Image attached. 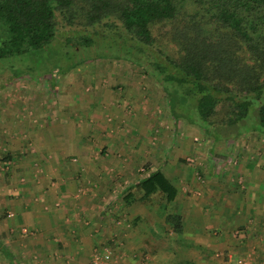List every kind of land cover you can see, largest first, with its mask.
<instances>
[{
    "label": "rangeland",
    "instance_id": "rangeland-1",
    "mask_svg": "<svg viewBox=\"0 0 264 264\" xmlns=\"http://www.w3.org/2000/svg\"><path fill=\"white\" fill-rule=\"evenodd\" d=\"M95 28L101 29L87 26L86 31ZM76 31L84 28L60 26L56 42L54 38L45 48L0 58V246H13L16 264H62L63 246L52 237L39 246L33 244L35 233L17 219L13 207L18 205L15 201L26 198L19 189L25 188L21 185L24 181L36 172L40 176L50 173L44 170L41 157L48 158L47 154L40 151L70 149L53 137L52 120L56 117L67 123L88 117L85 127L93 128L97 136L103 131L109 137L104 131L113 134L118 130L109 149L122 151H107L99 162L90 158L91 181L95 183L77 185L74 190L89 197V224L85 226L92 231L90 249L83 255L85 264H94L95 254L99 256L96 264H176L185 260L235 264L238 259L241 264H264V187L262 195L254 193L255 182L264 183V136L220 125L214 139L213 131L206 132L196 122L184 89L170 81L162 86L141 66L118 58L117 50L107 49L105 55L96 57L102 52L91 51V45H74ZM67 38L72 40L65 45ZM115 114L123 115L129 125H116ZM96 135L83 139L93 156L106 142ZM72 158L67 159V165L82 162L80 156ZM39 167L41 170H36ZM153 168L172 178L182 194L172 202L155 194L147 204L130 206L120 194L115 196ZM78 172L74 179L80 177ZM48 178L53 183L56 175ZM248 180L252 189L246 188ZM214 182L232 187L224 200L248 201L251 208L244 205L242 212L229 220H219L213 211L205 218L195 216L194 221L202 223L197 229L192 219L185 217L181 219L182 225L187 222L185 232L174 234L164 222L165 214H181L185 208L196 212L207 203L202 202V191ZM224 200L219 197L217 201ZM43 205L47 211L51 204ZM0 264H7L1 250Z\"/></svg>",
    "mask_w": 264,
    "mask_h": 264
},
{
    "label": "trees",
    "instance_id": "trees-1",
    "mask_svg": "<svg viewBox=\"0 0 264 264\" xmlns=\"http://www.w3.org/2000/svg\"><path fill=\"white\" fill-rule=\"evenodd\" d=\"M66 25L84 28L71 35L74 45H91L102 52L96 57L117 50L162 86L184 89L214 139L220 125L264 136V0H0V58L41 50ZM95 25L101 29L86 31ZM155 194L165 202L177 195L160 169L128 185L121 199L147 204ZM164 222L182 232L179 214L166 213Z\"/></svg>",
    "mask_w": 264,
    "mask_h": 264
},
{
    "label": "crops",
    "instance_id": "crops-1",
    "mask_svg": "<svg viewBox=\"0 0 264 264\" xmlns=\"http://www.w3.org/2000/svg\"><path fill=\"white\" fill-rule=\"evenodd\" d=\"M89 102L91 101L89 100ZM87 118L85 117V120L79 119L78 121L75 122L71 121L67 123H65V121L57 120L56 117L52 120L53 123L52 131L55 132L53 137L59 138V140L62 141V144H67L70 147V149H56V150L42 149V151H40L41 154L43 153L45 155L47 154L48 158H45L44 156L41 157L44 161V170L48 171L49 169L50 173L49 175L45 174L44 176H40L41 173L36 172V174L33 173V177L35 176L34 178L31 177L28 178L26 181H24V183L21 185L25 186V188L23 187L19 189L21 195L26 196V198L22 197L21 199H19V201H15L16 204L18 205H15L13 207L14 208L13 211L16 212L15 216L17 217V219H19L23 223L28 224V228L35 233L33 238H35L36 240H34L33 244L39 246L41 245L42 242L46 241L47 238L52 237L51 239L58 241L57 245L60 244L61 246H63V249H61L62 251L61 258L64 260L61 261L62 264H66V263L85 264L84 263L85 260L83 256L85 254L84 251L88 250V248L90 249L91 246V241L89 239V236L92 230L90 226H85V224H89L88 222L89 216H87L88 213L90 212V208H88L87 210L89 197L85 193L77 195L74 191L77 185L84 186L87 184L90 185L95 183L94 181H91L92 163H90L88 160H90V158L92 160V158L94 157V159H97L96 161L99 162V160H101V157L103 155H106L107 151H112L114 153H116L118 150L122 151V149H109V146L110 145L113 146L112 143L115 142L112 140L114 139L112 135L116 136L115 133L118 130H115L113 134L110 133L112 130L108 132L104 131L107 133V136L109 134V137H105V134L102 133L103 132L102 131L101 134H99V136L103 138L106 142L102 144L101 148L96 149L97 153H95V156L91 155L92 150L85 149L87 143L83 142V139L86 137L90 138L91 134L95 137L97 131L94 132L92 128L90 129V131L94 133H91L85 127V124L87 123ZM113 118H114L113 122H115L116 125L118 126H120L121 122L126 123L125 121H127L126 119L123 118V115H119V114H115V117L113 116ZM125 125H129V122L126 123ZM99 136L96 135V137ZM76 156L82 157L81 158L82 162L76 165L75 163L72 164L71 162H68L67 165L66 163V161H68L67 159L71 160L72 157H73L72 159H74V157ZM249 166L250 165H248V168ZM154 169H159V168H153L152 170ZM36 170H41V169L39 167ZM75 172H78L80 176L77 179H74ZM246 172L247 174H249L248 171ZM163 174L168 179H171L172 182L174 181L172 180V178H169L165 174V172H163ZM52 175L54 177L56 175L55 181H53V183H51L48 178L51 177ZM140 177H143V175L142 176L140 175L139 178ZM227 185L228 183L225 184L223 188L222 187L223 184L221 183L214 182L213 184L210 185L208 184L205 188L206 191H202V196H201L202 202L203 200H205L207 201V203L203 204L202 207H199L200 208L199 210L195 208L199 213L197 211L195 212L193 209H191L192 211L189 210L190 212H188L187 208H185L186 212L181 214L177 212V214L181 216V219L185 217L191 218L192 225L196 226L197 229V227L202 226V223H200L201 221L195 222L194 217L196 216L199 219V216L202 215V217L205 218V214H207L208 211L211 213L213 211L215 217L218 218L219 220H224V219L229 220L231 218H235L237 214H240V212H242V210L244 209L243 208L244 205H246L247 210H249L252 204L250 203L247 204L248 201L242 204L240 203V201L232 202V201L224 200L225 198L223 195H225L226 192L227 194L228 192H232V187L230 189L227 187ZM245 185L246 188L249 189L252 183L250 185V180H248L246 181ZM127 186L128 185H125L122 191L116 193L115 196H119V194L121 196L122 192ZM254 186H255L254 193L257 196H259L260 193L262 195L263 194L262 188L264 187V183L259 180L255 182ZM216 188H219L217 195L216 193H214L216 192L215 190ZM252 188L253 187H251V189ZM220 193L222 196L220 195ZM181 194L182 193L177 188V195L175 198L179 197V195ZM211 195L212 197H210ZM219 197L221 200L224 201H217ZM31 200L33 201V203H28ZM216 201L217 203L214 204L213 202ZM45 202L51 204L48 205L49 209H47V211H44L42 209V207L46 208V206L43 205ZM210 202L212 203L210 204ZM53 204L54 205L58 204V207L52 208ZM26 205L28 206V208L26 207ZM78 213H82V214L79 216ZM183 214H185V216H183ZM86 220L88 221L86 222ZM186 223L187 222H185V224L182 225L183 232H185V228L187 227ZM144 227L145 226H142V228ZM152 228L153 227H151V229ZM2 246H0V250L6 259V263L9 264V261L5 256V253L8 251L11 256L10 260L14 264H16L13 261V254H12L13 246L7 243ZM185 261H188L191 264H193L192 260H185Z\"/></svg>",
    "mask_w": 264,
    "mask_h": 264
},
{
    "label": "built area",
    "instance_id": "built-area-1",
    "mask_svg": "<svg viewBox=\"0 0 264 264\" xmlns=\"http://www.w3.org/2000/svg\"><path fill=\"white\" fill-rule=\"evenodd\" d=\"M96 258H99V256H97L96 254L93 256V262H94V264H96ZM235 264H241V260L240 259H238L237 261H236V263Z\"/></svg>",
    "mask_w": 264,
    "mask_h": 264
}]
</instances>
